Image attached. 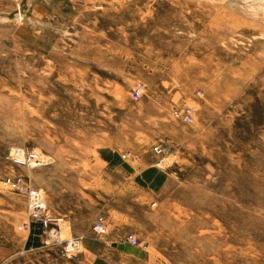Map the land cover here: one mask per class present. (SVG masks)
<instances>
[{"label": "rangeland", "instance_id": "374dc122", "mask_svg": "<svg viewBox=\"0 0 264 264\" xmlns=\"http://www.w3.org/2000/svg\"><path fill=\"white\" fill-rule=\"evenodd\" d=\"M14 173L74 228L34 224ZM0 264H264V0H0Z\"/></svg>", "mask_w": 264, "mask_h": 264}, {"label": "built area", "instance_id": "2783aa9c", "mask_svg": "<svg viewBox=\"0 0 264 264\" xmlns=\"http://www.w3.org/2000/svg\"><path fill=\"white\" fill-rule=\"evenodd\" d=\"M194 108L181 109L174 112V116L190 124L192 122L191 114L195 112ZM154 153L161 159V163L165 161L167 151L162 146L154 148ZM13 164L19 168H27L35 170L45 163L43 159L34 151H26L22 149L16 150L15 155L12 156ZM4 185L11 189L16 194L23 196L28 201L29 212L31 220L34 224L39 225L44 231L50 232L51 234L58 236L61 230V223L64 222L62 217L56 216L46 206L45 197L42 191L34 189L30 182L19 174H12L7 177L4 181ZM94 231L102 236L107 234V228L104 227L103 223H99L94 227ZM134 245L137 244V240L133 239ZM69 250L74 251L78 248V243L74 241L68 242Z\"/></svg>", "mask_w": 264, "mask_h": 264}, {"label": "crops", "instance_id": "0c3cea01", "mask_svg": "<svg viewBox=\"0 0 264 264\" xmlns=\"http://www.w3.org/2000/svg\"><path fill=\"white\" fill-rule=\"evenodd\" d=\"M153 163H154V159L152 157L147 156V154L140 155L138 160L133 163L134 165L139 166V171L136 172L135 174H140V175L142 174L143 181L149 180L152 183L150 179L152 176L155 175ZM46 193H47L46 198H47L49 207H51L52 202H57L56 210L54 211V213L50 209L49 211H51L53 214H58L62 216L64 218V223H66L69 229L72 230V228H74L75 226L77 210L73 207L72 208L66 207V206L64 207L65 203L68 202V199L66 198L67 196L63 192L61 193L58 192V194L54 195V194H51L49 190L47 189ZM34 236L35 235L33 234L32 238Z\"/></svg>", "mask_w": 264, "mask_h": 264}, {"label": "bare ground", "instance_id": "6f19581e", "mask_svg": "<svg viewBox=\"0 0 264 264\" xmlns=\"http://www.w3.org/2000/svg\"><path fill=\"white\" fill-rule=\"evenodd\" d=\"M260 8V7H259ZM184 109H190V108H184ZM196 111H197V109L196 108H194ZM195 111V112H196ZM195 112H193L192 114H191V117H192V119H193V116H194V114H195ZM163 147V146H162ZM164 148V147H163ZM18 149H20V148H17V149H14L13 151H12V153H11V155H10V159H11V161L13 162V160H12V156L13 155H15V153H16V150H18ZM22 150H25V149H22ZM26 151H34V150H26ZM36 151V150H35ZM154 151V150H153ZM37 152V151H36ZM37 154H39V156L41 157V159H43V162L45 163V165L44 166H41V167H39V168H42V167H46V166H48L49 165V162L47 161V159H44L43 157H42V155L39 153V152H37ZM158 157V156H157ZM159 158V157H158ZM165 160H166V158H165ZM160 161H161V159H160ZM165 162V161H164ZM163 162V163H164ZM161 163V162H160ZM163 163H161V164H159V166H162L163 165ZM39 168H37V169H39ZM25 169H27V168H25ZM29 170H31V169H29ZM36 170V169H35ZM14 174H16V173H14ZM22 176V175H21ZM26 178V177H25ZM27 179V178H26ZM32 186V185H31ZM34 188V187H33ZM34 189H36V188H34ZM37 190H40V189H37ZM40 191H42V190H40ZM43 192V191H42ZM43 194H44V197H45V193L43 192ZM45 202H46V197H45ZM46 206H47V202H46ZM28 208H29V206H28ZM47 208H48V206H47ZM49 209V208H48ZM29 216H30V218H31V215H30V212H29ZM64 219V218H63ZM63 223V222H62ZM61 227V226H60ZM104 227H106V225L104 224ZM104 236V235H103ZM54 237V235H50V238H53Z\"/></svg>", "mask_w": 264, "mask_h": 264}, {"label": "trees", "instance_id": "16d2710c", "mask_svg": "<svg viewBox=\"0 0 264 264\" xmlns=\"http://www.w3.org/2000/svg\"><path fill=\"white\" fill-rule=\"evenodd\" d=\"M29 246V245H28Z\"/></svg>", "mask_w": 264, "mask_h": 264}]
</instances>
